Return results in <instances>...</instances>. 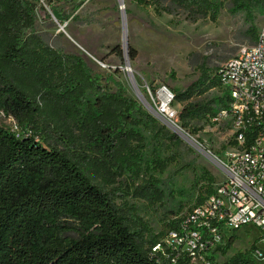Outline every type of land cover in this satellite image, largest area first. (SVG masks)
<instances>
[{"label": "trees", "instance_id": "1", "mask_svg": "<svg viewBox=\"0 0 264 264\" xmlns=\"http://www.w3.org/2000/svg\"><path fill=\"white\" fill-rule=\"evenodd\" d=\"M72 2L78 0H70ZM155 15L190 23H216L228 3L255 44L264 0H136ZM81 3L75 5L79 10ZM61 23L91 25L80 15L56 14ZM37 5L31 0H0V114L29 134L18 137L0 127V264H190L188 255L153 253L162 234L153 235L136 209L118 203L119 188L128 178L140 180L163 171V143L177 138L146 112L118 82L111 91L93 75L84 59L66 53L60 40L37 30ZM120 58L124 50L112 51ZM134 61L136 52L128 47ZM206 60V59H205ZM220 68L204 62L198 80L175 94L183 104L179 124L188 129L213 120L226 97L208 101L218 88ZM211 71V73H210ZM109 81L114 82L112 77ZM222 91V90H221ZM217 106L219 107L217 109ZM194 131L198 130L194 128ZM149 137L156 147L150 152ZM134 188L135 197H161L150 182ZM213 183V179H209ZM210 186L196 198L202 204ZM181 210V207H180ZM180 217L169 221L177 230ZM237 236L225 239L216 253L226 256ZM250 250L229 264H255ZM212 259V258H211ZM214 260V259H213Z\"/></svg>", "mask_w": 264, "mask_h": 264}, {"label": "rangeland", "instance_id": "2", "mask_svg": "<svg viewBox=\"0 0 264 264\" xmlns=\"http://www.w3.org/2000/svg\"><path fill=\"white\" fill-rule=\"evenodd\" d=\"M31 1L37 5L38 31L48 33L52 39L64 34L60 42L66 53L84 59L93 75L98 76L111 91H116V82L120 83L129 97L177 137L174 142L163 143L161 158L166 160V167L163 171L154 170L152 181L148 175L140 180L128 178L118 181L110 187L119 188L117 202L133 206L153 235L162 234L161 238L165 237L169 231V221L174 216L183 217L209 186L214 189L223 182L224 176L217 161L227 158L231 148V129L225 122L203 120L188 129L182 128L180 123V134L156 114L155 110L160 108L159 102L153 101L147 88L159 90L166 87L178 94L198 80L204 62L213 72L235 57L242 47L252 46L253 41L247 35L242 19L231 15V5L228 3L221 10L216 23L209 20L190 23L184 19L185 15L158 17L152 8H140L136 0ZM78 3L82 6L76 10ZM57 13L80 15L82 21L94 18L95 22L86 25L70 19L61 23ZM263 25L264 15H261L257 20V30ZM125 36L128 47L136 52L134 61L129 59L128 52L127 60L125 56L120 58L112 53L116 47L124 50ZM101 64L117 71H108ZM109 77L114 82L109 81ZM223 96V91L216 88L204 97L211 101ZM173 107L175 112H181L183 104L177 102ZM0 127L18 137L29 134L28 129L22 130L15 120L3 114H0ZM194 128L198 131L195 132ZM149 141L152 152L156 143L150 137ZM210 178L213 179L212 184ZM149 180L161 197H135L134 188L146 185ZM258 237L254 229H250V233L241 230L233 248L226 256L218 254L217 262L229 264L233 256L248 252L255 242L256 247L264 251V243H260ZM254 263L264 264V261L256 260Z\"/></svg>", "mask_w": 264, "mask_h": 264}, {"label": "built area", "instance_id": "3", "mask_svg": "<svg viewBox=\"0 0 264 264\" xmlns=\"http://www.w3.org/2000/svg\"><path fill=\"white\" fill-rule=\"evenodd\" d=\"M218 77L227 100L212 121L225 122L231 129L227 158L217 161L224 180L202 204L181 216L178 229L168 231L152 249L164 256L168 252L188 255L190 264H219L217 248L225 239L239 237L241 230L254 229L257 240L264 243V25L255 44L242 47L221 67ZM147 92L159 102L155 110L159 118L180 130L179 112L173 110L174 92L166 87H148ZM252 256L254 261H264L259 247ZM172 262L176 264L175 259Z\"/></svg>", "mask_w": 264, "mask_h": 264}, {"label": "water", "instance_id": "4", "mask_svg": "<svg viewBox=\"0 0 264 264\" xmlns=\"http://www.w3.org/2000/svg\"><path fill=\"white\" fill-rule=\"evenodd\" d=\"M124 54H125V58H126V60H127V57H126V54H127V52H128V43H127V38H126V36L124 37Z\"/></svg>", "mask_w": 264, "mask_h": 264}, {"label": "bare ground", "instance_id": "5", "mask_svg": "<svg viewBox=\"0 0 264 264\" xmlns=\"http://www.w3.org/2000/svg\"><path fill=\"white\" fill-rule=\"evenodd\" d=\"M129 69V68H128ZM163 100L165 101V99L163 98ZM177 132H179L180 134H182V132L179 130V129H177L176 130ZM185 137V136H184Z\"/></svg>", "mask_w": 264, "mask_h": 264}]
</instances>
